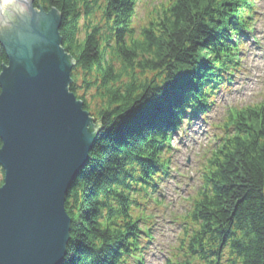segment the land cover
Masks as SVG:
<instances>
[{
	"label": "trees",
	"instance_id": "16d2710c",
	"mask_svg": "<svg viewBox=\"0 0 264 264\" xmlns=\"http://www.w3.org/2000/svg\"><path fill=\"white\" fill-rule=\"evenodd\" d=\"M141 2L35 0L61 15L71 90L100 127L69 191L64 264H146L174 136L213 112L253 38L254 0H160L143 19ZM7 63L0 45V73ZM220 129L164 264H264V101Z\"/></svg>",
	"mask_w": 264,
	"mask_h": 264
},
{
	"label": "water",
	"instance_id": "95a60500",
	"mask_svg": "<svg viewBox=\"0 0 264 264\" xmlns=\"http://www.w3.org/2000/svg\"><path fill=\"white\" fill-rule=\"evenodd\" d=\"M62 17L35 0H0V264H64L69 191L100 127L71 90Z\"/></svg>",
	"mask_w": 264,
	"mask_h": 264
},
{
	"label": "rangeland",
	"instance_id": "374dc122",
	"mask_svg": "<svg viewBox=\"0 0 264 264\" xmlns=\"http://www.w3.org/2000/svg\"><path fill=\"white\" fill-rule=\"evenodd\" d=\"M159 2L142 0L138 17L143 19ZM254 5L257 21L253 38L247 40L240 55L243 58L241 72L231 87L219 93L212 113L190 126L184 125L174 136L171 178L160 186L163 203L157 207L156 236L145 258L146 264H164L166 257L171 256L180 232V219L190 209V199L199 187L198 169L203 162L202 155L220 135V127L230 110L264 101V0H254Z\"/></svg>",
	"mask_w": 264,
	"mask_h": 264
}]
</instances>
